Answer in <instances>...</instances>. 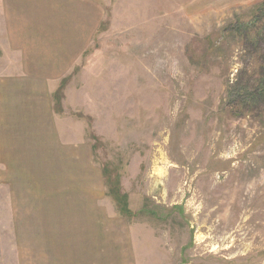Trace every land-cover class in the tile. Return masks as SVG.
Here are the masks:
<instances>
[{
  "label": "rangeland",
  "instance_id": "374dc122",
  "mask_svg": "<svg viewBox=\"0 0 264 264\" xmlns=\"http://www.w3.org/2000/svg\"><path fill=\"white\" fill-rule=\"evenodd\" d=\"M27 1L0 0V114L2 78L57 76L61 136L88 148L130 227L131 264H264V0ZM8 171L1 159L0 264H33L10 238L20 186Z\"/></svg>",
  "mask_w": 264,
  "mask_h": 264
},
{
  "label": "crops",
  "instance_id": "0c3cea01",
  "mask_svg": "<svg viewBox=\"0 0 264 264\" xmlns=\"http://www.w3.org/2000/svg\"><path fill=\"white\" fill-rule=\"evenodd\" d=\"M49 41L65 42L56 36ZM55 78L31 69L2 78L10 80L5 92L11 111L0 114V160L20 186L6 203L13 210L14 250L35 257L33 264H131L130 227L92 178L88 148L61 136L50 99Z\"/></svg>",
  "mask_w": 264,
  "mask_h": 264
},
{
  "label": "trees",
  "instance_id": "16d2710c",
  "mask_svg": "<svg viewBox=\"0 0 264 264\" xmlns=\"http://www.w3.org/2000/svg\"><path fill=\"white\" fill-rule=\"evenodd\" d=\"M255 30L253 28L247 29V27H242V33H240L241 38L243 39L242 41L243 42L251 41L255 44H258V42L261 41L263 34L256 33ZM262 52L264 53V49ZM62 97L63 96L59 97L60 101ZM104 174H106V178H107L108 192L116 201L118 209L122 214L125 215L130 214L132 211L128 204V195L125 192H123L120 180L118 178L115 179L112 176H110L106 168L104 169Z\"/></svg>",
  "mask_w": 264,
  "mask_h": 264
}]
</instances>
